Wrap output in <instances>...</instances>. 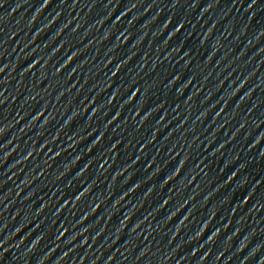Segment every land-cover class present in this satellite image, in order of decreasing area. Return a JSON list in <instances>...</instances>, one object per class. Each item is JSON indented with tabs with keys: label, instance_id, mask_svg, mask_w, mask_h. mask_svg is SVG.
<instances>
[{
	"label": "water",
	"instance_id": "1",
	"mask_svg": "<svg viewBox=\"0 0 264 264\" xmlns=\"http://www.w3.org/2000/svg\"><path fill=\"white\" fill-rule=\"evenodd\" d=\"M264 103V0H235Z\"/></svg>",
	"mask_w": 264,
	"mask_h": 264
}]
</instances>
